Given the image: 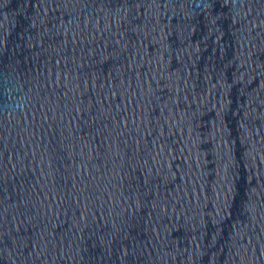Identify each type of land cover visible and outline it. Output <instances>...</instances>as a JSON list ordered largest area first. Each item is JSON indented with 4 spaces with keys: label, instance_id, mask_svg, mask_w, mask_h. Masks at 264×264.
I'll return each mask as SVG.
<instances>
[{
    "label": "water",
    "instance_id": "95a60500",
    "mask_svg": "<svg viewBox=\"0 0 264 264\" xmlns=\"http://www.w3.org/2000/svg\"><path fill=\"white\" fill-rule=\"evenodd\" d=\"M0 264H264V0H0Z\"/></svg>",
    "mask_w": 264,
    "mask_h": 264
}]
</instances>
